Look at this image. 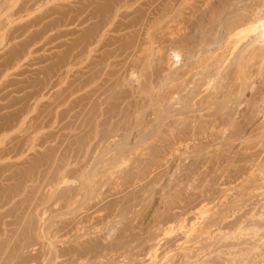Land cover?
Segmentation results:
<instances>
[{
    "label": "rangeland",
    "instance_id": "374dc122",
    "mask_svg": "<svg viewBox=\"0 0 264 264\" xmlns=\"http://www.w3.org/2000/svg\"><path fill=\"white\" fill-rule=\"evenodd\" d=\"M262 13L0 0V264H264Z\"/></svg>",
    "mask_w": 264,
    "mask_h": 264
},
{
    "label": "bare ground",
    "instance_id": "6f19581e",
    "mask_svg": "<svg viewBox=\"0 0 264 264\" xmlns=\"http://www.w3.org/2000/svg\"><path fill=\"white\" fill-rule=\"evenodd\" d=\"M257 8V7H256ZM255 7H254V9H256ZM259 9H257V10H254V11H258ZM248 13H250V12H248ZM258 13H260V11L258 12ZM253 14H254V12H253ZM255 14H257L256 12H255ZM262 14H264V13H262ZM253 16H255V15H253ZM258 16V15H257ZM256 16V17H257ZM262 17H260V14H259V17L258 18H254L253 20L251 19L250 21H246L245 22V27L242 29H238L239 27L237 26H235L233 29H231V31H235V32H231L230 31V33L229 34H227V33H225V34H227L228 36L226 37V42L227 43H225V44H227V48H228V51H229V53H228V55H230V54H232L233 52H235L234 50L236 49V48H238V45H239V43H240V40H238L237 38H238V34L241 32H243V33H245V32H252L253 34H256L257 36H256V40H258L259 38H261V39H263L262 37H264V18H263V15H261ZM252 17V16H251ZM243 18V17H242ZM248 18V17H247ZM242 22V21H241ZM244 22V21H243ZM235 23V22H234ZM235 25H239V24H235ZM240 27H242V26H240ZM230 28V27H229ZM228 29V28H227ZM229 30V29H228ZM226 32V31H225ZM228 32V31H227ZM252 33H250V35L252 34ZM224 34V33H223ZM233 34H235V38L233 37L232 39H235V40H231V37H232V35ZM225 36V35H224ZM223 38V37H222ZM239 38H243V37H239ZM251 39V38H250ZM243 41V40H242ZM223 42V41H222ZM253 42V41H252ZM251 42V43H252ZM223 43V44H224ZM220 45V44H219ZM263 45V44H262ZM255 46V45H254ZM260 46V45H259ZM222 47V46H221ZM224 48H226L225 46H223ZM241 47V46H240ZM247 47H250L249 45H247ZM227 48H226V50H227ZM242 48V47H241ZM245 48V47H244ZM259 48V47H258ZM258 48H255V50L256 49H258ZM240 49V48H239ZM238 49V50H239ZM246 49V48H245ZM225 50V49H224ZM223 50V51H224ZM225 50V51H226ZM224 51V52H225ZM252 51V50H251ZM237 52V51H236ZM235 52V53H236ZM239 52L240 51H238L237 53L239 54ZM243 52H245V51H243ZM250 52V51H249ZM227 53V52H226ZM247 53V52H246ZM251 53V52H250ZM261 53V52H260ZM240 54H241V52H240ZM239 54V55H240ZM243 54V53H242ZM252 54H254V53H252ZM251 54V55H252ZM179 54H174V56H178ZM235 55V54H234ZM249 55V54H248ZM238 56V55H237ZM217 57V56H216ZM236 58V57H235ZM218 59V58H217ZM227 59V58H226ZM247 59V58H246ZM245 59V60H246ZM257 59V58H256ZM263 60H264V58H262ZM216 60V59H215ZM221 60V59H220ZM224 60V59H223ZM240 61V60H239ZM254 61V60H253ZM259 61V60H258ZM262 61V60H261ZM217 62V61H216ZM261 63V62H260ZM219 66V65H218ZM238 69V68H237Z\"/></svg>",
    "mask_w": 264,
    "mask_h": 264
}]
</instances>
